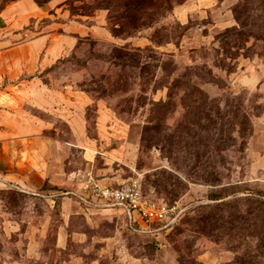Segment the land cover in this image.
<instances>
[{
	"label": "rangeland",
	"instance_id": "374dc122",
	"mask_svg": "<svg viewBox=\"0 0 264 264\" xmlns=\"http://www.w3.org/2000/svg\"><path fill=\"white\" fill-rule=\"evenodd\" d=\"M16 1L0 0V13ZM213 1L206 8L198 0H56L41 15L0 21V158L5 129L16 141L40 119L67 130L66 100L77 103L79 92L106 99L136 144L132 163L146 195L185 209L160 235L120 227L116 247L155 264H264L263 42L231 51L215 45L220 36L231 42L222 33L239 25V0ZM211 27L214 39H203ZM45 35L36 57L17 47ZM48 88L56 91L53 107L44 101ZM95 103L85 108L91 135ZM71 151L76 165L80 149ZM25 193L0 171V225L5 207L17 213L28 205ZM2 244L0 237V251Z\"/></svg>",
	"mask_w": 264,
	"mask_h": 264
},
{
	"label": "crops",
	"instance_id": "0c3cea01",
	"mask_svg": "<svg viewBox=\"0 0 264 264\" xmlns=\"http://www.w3.org/2000/svg\"><path fill=\"white\" fill-rule=\"evenodd\" d=\"M198 1L200 7L214 5L213 0ZM56 4V0L44 5L33 0H18L1 11L3 19L0 21L5 24L4 20L10 14L19 18L41 15ZM233 24L229 19L222 27ZM217 25L219 23L213 25V29ZM208 34L203 39H214L212 27ZM47 37L39 36L17 47L33 48L32 55L36 57L48 41ZM1 61L14 63L6 58ZM15 74L11 77L10 73L9 79L15 78ZM10 86L5 89L12 88ZM64 90L68 92L66 88ZM48 91L51 96L44 101L46 106L53 107L57 103V98L53 97L56 91L50 88ZM76 102L65 101V106H72L62 116L67 130L61 131L49 121L46 125L40 119L34 130L22 133L16 141L10 137L14 132L5 129L10 136L2 140L5 155L0 158V171L7 182L19 187L31 199L17 213L8 206L3 210L0 225L3 264H155L146 255L138 256L128 247H116L120 227L130 231L122 208L88 205L72 193L64 194L68 191L86 193L82 187L87 175L93 176L102 186H119L139 173L135 174L132 163L136 144L129 139L128 128L116 117L107 100H92L87 92H79ZM92 102H96L97 107L96 135L89 134L85 110ZM53 129L57 134H53ZM72 147L80 149L76 165H73L75 153L71 151ZM115 254L119 256L117 263L109 262V259L114 260Z\"/></svg>",
	"mask_w": 264,
	"mask_h": 264
},
{
	"label": "built area",
	"instance_id": "2783aa9c",
	"mask_svg": "<svg viewBox=\"0 0 264 264\" xmlns=\"http://www.w3.org/2000/svg\"><path fill=\"white\" fill-rule=\"evenodd\" d=\"M82 189L86 193L68 191L64 194L72 193L88 205L122 208L128 220V227L134 233L160 235L162 231L172 228L185 210L170 206L164 198L156 199L146 195L142 173H137L129 182L119 186H102L93 176L88 175Z\"/></svg>",
	"mask_w": 264,
	"mask_h": 264
},
{
	"label": "trees",
	"instance_id": "16d2710c",
	"mask_svg": "<svg viewBox=\"0 0 264 264\" xmlns=\"http://www.w3.org/2000/svg\"><path fill=\"white\" fill-rule=\"evenodd\" d=\"M190 1L192 0H184L182 4ZM178 6L179 5L175 4L174 6L167 8L163 18L168 20V18L172 17ZM233 12L235 20L239 25L222 33V36L225 38L231 37V42H223V40L219 41L220 36L219 39L216 38L215 45L220 46L221 44L220 47L226 49V51H231V48L242 50L249 47L247 46V43L250 39H255L256 41L263 42L264 51V0H239ZM133 35L134 34H129L128 36ZM228 43L231 46L230 48L226 47L228 46ZM18 207H21L20 202ZM180 219L176 224L179 223Z\"/></svg>",
	"mask_w": 264,
	"mask_h": 264
}]
</instances>
